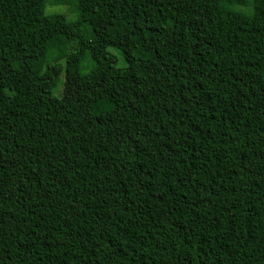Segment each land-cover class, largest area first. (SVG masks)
Here are the masks:
<instances>
[{"label": "trees", "instance_id": "16d2710c", "mask_svg": "<svg viewBox=\"0 0 264 264\" xmlns=\"http://www.w3.org/2000/svg\"><path fill=\"white\" fill-rule=\"evenodd\" d=\"M73 3L0 0V264H264V0Z\"/></svg>", "mask_w": 264, "mask_h": 264}, {"label": "rangeland", "instance_id": "374dc122", "mask_svg": "<svg viewBox=\"0 0 264 264\" xmlns=\"http://www.w3.org/2000/svg\"><path fill=\"white\" fill-rule=\"evenodd\" d=\"M44 13L48 15L61 14L66 18L68 22H73L77 19V12L74 11L73 0H45ZM82 30L83 33H85V36H87L88 34L90 35L91 33L89 27L84 26ZM109 51L116 54L118 59V65H121L120 56L111 48H109ZM62 63H64V60H62ZM92 66H93V62L89 54L88 53L84 54L81 61V72L85 73ZM55 92L58 96H60L62 92V87L61 86L57 87L55 89Z\"/></svg>", "mask_w": 264, "mask_h": 264}]
</instances>
